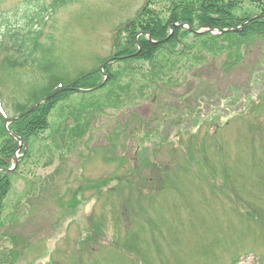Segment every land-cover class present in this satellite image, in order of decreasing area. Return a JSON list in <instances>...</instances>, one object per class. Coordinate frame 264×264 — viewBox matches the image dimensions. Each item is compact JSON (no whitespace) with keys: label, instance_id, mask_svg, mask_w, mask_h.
Here are the masks:
<instances>
[{"label":"rangeland","instance_id":"1","mask_svg":"<svg viewBox=\"0 0 264 264\" xmlns=\"http://www.w3.org/2000/svg\"><path fill=\"white\" fill-rule=\"evenodd\" d=\"M62 1L0 0L7 117L50 76L41 47L18 65L29 52L9 31H40L67 84L96 71L100 84L103 64L113 80L71 91L30 139L0 216V264H264V36L190 33L153 62L109 64L146 0ZM261 11L244 0L234 14Z\"/></svg>","mask_w":264,"mask_h":264},{"label":"trees","instance_id":"2","mask_svg":"<svg viewBox=\"0 0 264 264\" xmlns=\"http://www.w3.org/2000/svg\"><path fill=\"white\" fill-rule=\"evenodd\" d=\"M169 3L168 17L161 15L160 11L155 8H151L152 3L155 0H148L149 12H146L141 19H137L136 22L130 24L126 27V34L128 36L127 45L121 50L116 52V55H127L132 54L138 50L135 43L136 35L139 31H147L151 33L153 39H164L166 38L170 31V22L175 21L177 23L187 22L193 25L195 28H199L203 25L218 26L220 28H227L230 26L241 25L250 15L239 18L234 14V9L239 6L244 0H165ZM258 3H262L263 0H248ZM65 0L61 4H64ZM264 14V11H261ZM137 27V30L134 28ZM11 40L17 49L25 48L28 50V57L25 58L26 61L18 63V65L26 64L33 59L35 62V53L38 47L42 48L43 52V65L45 71H49L50 76L48 77V83L45 82L43 85L44 93L42 96L33 100V105L41 98L48 96L55 92L60 84H63V79H57L52 76V70L55 66L53 62L50 61V50L46 49L44 45L37 41L40 36L39 33L34 32L32 35V41L27 37L26 34H21L20 32L9 31ZM29 34H32L30 32ZM188 36L190 34L189 29L176 28L172 38L166 43L171 47L182 42L184 40V35ZM233 34V33H231ZM260 34L264 36V19H257L248 24H246L244 31L239 34L242 38L249 37L250 35ZM238 36V34H234ZM31 36V35H30ZM239 37V36H238ZM139 44L142 46V52L136 58L139 60L153 61L157 52L163 47V44L151 43L145 35L139 37ZM6 44L2 42L1 49ZM175 48V47H173ZM9 61L13 62L12 59ZM47 62L46 64H44ZM96 72L83 73L77 79L72 81L68 85H74L77 87H93L97 83L95 82L97 76ZM59 80L57 82L53 81ZM94 78V79H93ZM111 76L109 82L111 81ZM93 79V80H92ZM62 80V81H61ZM67 85V84H65ZM41 92V90H40ZM71 92H62L57 96L49 99L47 102L39 106L38 109L31 112L29 115L24 116L23 113L29 109H23V106L19 110L20 118L13 121L9 128L11 131L15 132L18 136L25 137L26 140H30L32 137L39 136L42 132L46 131L50 127L49 117L52 110L55 108L56 104L63 99L67 98ZM37 95H39L37 93ZM8 118L0 114V216L4 207V200L7 197L11 189V179L10 176H6L4 171L12 165L13 155L18 148L19 140L12 137L5 128V123ZM28 152L23 157L26 158ZM21 158V160H23ZM235 264V263H232Z\"/></svg>","mask_w":264,"mask_h":264},{"label":"water","instance_id":"3","mask_svg":"<svg viewBox=\"0 0 264 264\" xmlns=\"http://www.w3.org/2000/svg\"><path fill=\"white\" fill-rule=\"evenodd\" d=\"M256 17V16H255ZM255 17H252V18H250V20H252V19H254ZM214 28H211V30H213ZM240 28H236V29H228L227 31H232V30H239ZM226 30H223V32H225ZM72 89H74V88H72V87H68V88H65V89H63V90H72ZM77 91H79V92H81V91H84L83 89H76ZM58 92H56L55 94H57ZM54 94V95H55ZM48 98H46V99H44V100H47ZM44 100H40V101H38V103L34 106V107H32L29 111H27L26 112V114H28V113H30V112H32V111H34ZM17 159V158H16ZM12 169H9V171H11Z\"/></svg>","mask_w":264,"mask_h":264},{"label":"snow or ice","instance_id":"4","mask_svg":"<svg viewBox=\"0 0 264 264\" xmlns=\"http://www.w3.org/2000/svg\"><path fill=\"white\" fill-rule=\"evenodd\" d=\"M0 111H2V110H0Z\"/></svg>","mask_w":264,"mask_h":264}]
</instances>
